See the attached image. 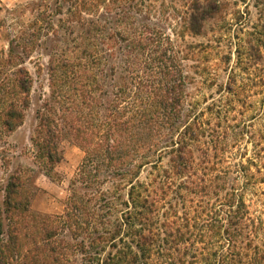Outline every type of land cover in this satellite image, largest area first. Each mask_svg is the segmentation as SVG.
Wrapping results in <instances>:
<instances>
[{
  "label": "trees",
  "instance_id": "16d2710c",
  "mask_svg": "<svg viewBox=\"0 0 264 264\" xmlns=\"http://www.w3.org/2000/svg\"><path fill=\"white\" fill-rule=\"evenodd\" d=\"M159 1L42 0L10 39L0 61V127L18 130L31 103L30 73L10 69L23 64L17 49L29 55L53 38L50 101L37 111L31 141L48 173L65 141L85 157L61 216L34 213L28 173L11 175L0 264H264V220L252 216L238 185L227 189L225 168L207 173L212 141L200 140L208 128L189 101L187 55L161 25L172 21L174 36H202L225 4L181 0V9L166 8L174 15H161ZM147 168L158 174L141 182ZM189 195L209 200L179 215L173 201Z\"/></svg>",
  "mask_w": 264,
  "mask_h": 264
},
{
  "label": "rangeland",
  "instance_id": "374dc122",
  "mask_svg": "<svg viewBox=\"0 0 264 264\" xmlns=\"http://www.w3.org/2000/svg\"><path fill=\"white\" fill-rule=\"evenodd\" d=\"M43 1L52 7L55 3V0ZM171 1L155 3L161 15H174L171 9L166 10L171 5L181 9V0ZM41 2L0 0L1 63L8 57L10 39L31 24L30 10ZM222 2L226 8L223 17L213 25L211 23L202 36L187 29H180V36H174L172 21L161 25L187 55L184 65L190 76L189 101L201 112V120L208 128L200 140L202 143L212 141L206 147L211 156L208 164H204L207 173L225 168L227 189L238 185L236 188L243 194L252 216L264 220V0ZM52 39H42L39 47L31 50L29 55L17 49L23 64L10 68L26 69L33 78V88L23 125L11 134L0 127V208L3 210L5 188L11 175L26 171L33 193L32 211L42 215H63L71 195V184L85 157L73 142L65 141L63 160L48 173L40 167L31 141L38 123L37 111L50 101L48 54ZM217 139L219 142L216 143ZM197 147L202 149L196 154L203 161L200 157L203 146L198 144ZM216 153L223 159H215ZM161 168H168V159ZM150 173L158 174L147 168L141 174V182L154 179ZM224 179L221 176V181ZM225 193L223 191L221 196ZM184 199L173 201L179 205V215L185 214V205L194 212L203 202L194 195ZM210 200L216 201L215 198ZM4 229L8 231L6 220Z\"/></svg>",
  "mask_w": 264,
  "mask_h": 264
},
{
  "label": "crops",
  "instance_id": "0c3cea01",
  "mask_svg": "<svg viewBox=\"0 0 264 264\" xmlns=\"http://www.w3.org/2000/svg\"><path fill=\"white\" fill-rule=\"evenodd\" d=\"M7 54V53H6Z\"/></svg>",
  "mask_w": 264,
  "mask_h": 264
}]
</instances>
